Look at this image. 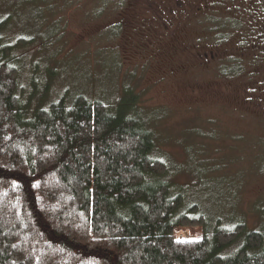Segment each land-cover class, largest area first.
Here are the masks:
<instances>
[{
    "label": "rangeland",
    "instance_id": "rangeland-1",
    "mask_svg": "<svg viewBox=\"0 0 264 264\" xmlns=\"http://www.w3.org/2000/svg\"><path fill=\"white\" fill-rule=\"evenodd\" d=\"M111 1L97 13L94 0H0V22L7 20L0 44L14 46L0 61L17 70L23 114L29 119L61 97L70 104L81 95L138 117L154 141L152 158L166 167L159 181L168 196H183L179 215L204 223L178 231V239L239 223L264 237V79L245 63L226 78L223 61L202 58L213 44L209 34L230 24L224 13L235 16L236 0H181L170 20L159 18L170 0H156L155 9L148 8L155 0ZM229 27L234 35L221 46L224 57L238 54ZM124 84L138 97L135 105ZM242 244L241 236L221 254Z\"/></svg>",
    "mask_w": 264,
    "mask_h": 264
},
{
    "label": "trees",
    "instance_id": "trees-1",
    "mask_svg": "<svg viewBox=\"0 0 264 264\" xmlns=\"http://www.w3.org/2000/svg\"><path fill=\"white\" fill-rule=\"evenodd\" d=\"M109 1L93 8L100 13ZM13 47L0 44V56ZM16 80L0 61V264H264V237L240 223L177 238L204 223L179 215L183 196H168L159 181L166 167L152 158L154 141L138 117L78 95L27 119ZM241 236L238 250L221 254Z\"/></svg>",
    "mask_w": 264,
    "mask_h": 264
},
{
    "label": "flooded vegetation",
    "instance_id": "flooded-vegetation-1",
    "mask_svg": "<svg viewBox=\"0 0 264 264\" xmlns=\"http://www.w3.org/2000/svg\"><path fill=\"white\" fill-rule=\"evenodd\" d=\"M156 3L160 2H157L156 0L150 1V3H148V8L153 9ZM170 3L171 5L168 4L166 6L159 7V18L162 19L164 17L170 20L172 19L171 15L174 12L183 9L181 0H170ZM219 4L222 5V3ZM234 4V15L236 17L230 16L229 14L227 15L225 13L224 15L226 16V21L230 23L229 26L231 25L232 30L236 29V34L238 38H236L235 41L238 43V54L235 55L230 53V55L225 57L224 55L219 54V52H226L227 48L223 50L221 49V46L226 43V41L229 39V37H231V35H234L230 31L229 33H227V30L231 29L227 23H220L219 25L220 28L222 27V31L218 33V35H215V33L212 32L213 30H209V33L212 32L211 34H209V37H211L213 44L211 47L208 48V52L203 54L202 58H206V60L209 59L210 61H223L222 67H220L219 71L223 73V76L226 78H231L233 76L238 75L235 66H238V68H240L245 63V67L250 66L252 70H255L254 73L261 75V78L264 79V0H236V3ZM208 7V4L204 5L203 9L205 16L203 14L201 15H203V17L205 18H208L209 20L212 15L210 14V10H208ZM196 10L199 11L200 9L197 8ZM231 17H233V19ZM212 22L210 24L214 26L216 22ZM230 61H232V66L231 63L230 65L228 64V62ZM220 76L221 75H219L218 77ZM246 101L251 103L252 101H254V99L251 97V95H248L246 96ZM263 102L260 99V103L262 104L259 106V108L264 117ZM260 143L261 145L264 144V138L260 140Z\"/></svg>",
    "mask_w": 264,
    "mask_h": 264
},
{
    "label": "snow or ice",
    "instance_id": "snow-or-ice-1",
    "mask_svg": "<svg viewBox=\"0 0 264 264\" xmlns=\"http://www.w3.org/2000/svg\"><path fill=\"white\" fill-rule=\"evenodd\" d=\"M180 242L184 243V242H187V241H180Z\"/></svg>",
    "mask_w": 264,
    "mask_h": 264
}]
</instances>
